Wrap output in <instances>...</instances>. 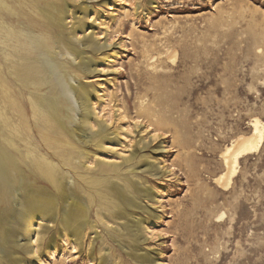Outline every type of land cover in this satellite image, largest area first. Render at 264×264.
<instances>
[{
	"label": "rangeland",
	"instance_id": "1",
	"mask_svg": "<svg viewBox=\"0 0 264 264\" xmlns=\"http://www.w3.org/2000/svg\"><path fill=\"white\" fill-rule=\"evenodd\" d=\"M65 1L72 9L88 8L86 34L94 33L102 49L92 52L68 39L72 24L54 26L16 3L12 16L33 24V34L52 37L58 60L69 68L57 121L40 111L50 112L47 107L32 104L46 88L23 78L25 58L0 39V143L12 163L30 174L26 180L21 175L20 184L39 182L56 195L63 182L72 186L95 227L74 249L71 236L65 241L60 226L51 224L39 248L42 261L23 255L28 264H264V144L241 159L229 189L214 182L225 169L224 148L251 130L253 118L264 125V0ZM0 23L18 34L29 31L2 17ZM173 51L175 60L169 58ZM75 53L94 59L96 69L84 72ZM78 84L93 95L94 131L106 127L115 142L110 150L73 137L81 109L68 91ZM48 152L59 164L55 184L35 161ZM84 153L94 161L89 176L102 181L96 188L77 178L87 172ZM134 184L151 191L139 199L144 208L119 206L116 189L137 195ZM133 218L144 226L137 238L115 230ZM56 236L57 253L48 255L46 246ZM135 253L153 259L138 262Z\"/></svg>",
	"mask_w": 264,
	"mask_h": 264
},
{
	"label": "bare ground",
	"instance_id": "2",
	"mask_svg": "<svg viewBox=\"0 0 264 264\" xmlns=\"http://www.w3.org/2000/svg\"><path fill=\"white\" fill-rule=\"evenodd\" d=\"M19 4L20 9L29 7L30 10L37 15H40L44 20L54 26H68V39H77L82 42L84 48L92 52H98L102 49L101 43L97 40L94 33L86 34L88 29V8L81 7L72 9L65 0H0V17L9 20L11 23L17 22L24 25L27 33L18 32L11 26H6L0 23V39L5 38L7 46L15 48L21 53V57L25 58L22 63L23 78L30 80L31 83L46 91V94L32 98V104L47 107L50 112L46 115H51L54 120L60 121L59 106L63 102V80L68 72V63L59 61L58 55L60 52L54 46L52 37L47 36V33L41 32L33 34L30 31H36L33 24H27L25 19L16 18L12 14H17ZM70 20V21H69ZM74 20V21H73ZM69 27V26H68ZM80 33H84V37H80ZM17 43V45H13ZM9 42V43H7ZM19 48V49H18ZM73 49V47H71ZM26 50L27 54L22 53ZM70 51V48H66ZM74 54V53H72ZM74 60L79 57L81 69L90 73L96 69L97 63L94 59L81 56V53H75ZM13 54H8L11 56ZM177 52L173 51L169 58L175 60ZM30 78V79H29ZM40 85V86H38ZM74 92L73 98L80 103V118L79 121L71 127L73 137L79 143L88 144L93 140L102 150H110L109 146L114 147V141L110 138L105 126H101L99 131H94L97 123L92 115L93 100L92 93L89 87L85 84L70 86L69 94ZM28 89L24 90L27 93ZM251 130L238 135L230 145L226 146L221 153L224 163V171L214 177V182L218 187L225 190L229 189L234 178L239 173L240 161L248 155L260 151L264 144V125L260 118L255 117L251 120ZM7 143L14 147V139H6ZM5 142L0 143V210L4 214L0 216V264H28L27 258L23 255H36L33 262L40 259L39 248L44 242L46 235L50 232L51 224L60 226L58 235H62L65 241H68L71 236L70 243L73 248L84 244V238L88 229L92 230L95 225L90 220L89 206L85 204L84 197L78 195L72 186L66 185L64 182L60 184V195H56L52 188L42 186L39 182H31L20 184L17 180L22 175L23 180L29 179L28 172H21L20 168L12 163L9 159L7 151L4 150ZM48 156H41L42 160L36 159L38 168L41 173L46 175L47 182L55 184L57 181L59 164L54 162L56 153L48 152ZM32 155L37 158V155L32 151ZM87 162L83 163L87 172L85 174H77V178L84 181L90 188H96L102 181L98 178H91L89 171L92 170L94 163L91 160L90 154L84 153L83 156ZM131 160V159H129ZM64 165L71 167V163L67 159H62ZM99 163H104L99 161ZM76 169V167H74ZM72 177H75L73 174ZM64 178V176H63ZM76 181V177L74 179ZM133 190L137 193L134 195L123 186L116 189V195L119 199V206H127L135 209L144 208L140 198H147L151 195L149 189L146 190L138 184L132 185ZM6 192L2 194V191ZM6 204V205H4ZM102 210L98 211V216H101ZM224 214L220 216L222 218ZM110 222H106V225ZM40 229V230H39ZM144 230V226L139 219H128L121 228L115 227L117 232L126 231L134 236H140V231ZM99 237V235H98ZM35 238V239H34ZM57 238H52L51 242L46 246L48 255L55 256L57 253ZM94 239L90 240L89 247L93 246ZM42 253V252H41ZM93 255V252H90ZM134 258L138 262L152 261V257L146 253H135ZM101 264H108L104 259Z\"/></svg>",
	"mask_w": 264,
	"mask_h": 264
}]
</instances>
